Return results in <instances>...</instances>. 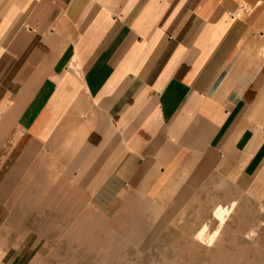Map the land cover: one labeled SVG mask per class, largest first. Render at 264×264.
Masks as SVG:
<instances>
[{
  "label": "crops",
  "instance_id": "obj_1",
  "mask_svg": "<svg viewBox=\"0 0 264 264\" xmlns=\"http://www.w3.org/2000/svg\"><path fill=\"white\" fill-rule=\"evenodd\" d=\"M213 177L264 204V0H0V264L89 258Z\"/></svg>",
  "mask_w": 264,
  "mask_h": 264
},
{
  "label": "rangeland",
  "instance_id": "obj_2",
  "mask_svg": "<svg viewBox=\"0 0 264 264\" xmlns=\"http://www.w3.org/2000/svg\"><path fill=\"white\" fill-rule=\"evenodd\" d=\"M219 178L205 181L194 195L176 196L180 203L172 204V211L166 209L168 205L158 204L157 209L143 215L133 235L113 242L107 232L106 242L98 250L94 248L97 244H91L89 258L66 263L264 264V204L244 197L234 185ZM218 202L230 212L216 242L209 243L210 235L220 228L214 212ZM82 215L87 220L92 218L90 212ZM57 219L59 225L64 223ZM204 225L209 230L205 240H199Z\"/></svg>",
  "mask_w": 264,
  "mask_h": 264
},
{
  "label": "bare ground",
  "instance_id": "obj_3",
  "mask_svg": "<svg viewBox=\"0 0 264 264\" xmlns=\"http://www.w3.org/2000/svg\"><path fill=\"white\" fill-rule=\"evenodd\" d=\"M234 204H236V203H234ZM232 209H235V206ZM214 212H215V216L220 221V228L218 230H216V232L214 234L210 235L209 240H208L209 243L216 242L218 235L220 234L219 232L221 230V226H223V224L225 223V221L229 215L230 209L225 208L224 206L221 205V203L218 202L216 204ZM208 230H209L208 225H204L203 228L201 229V231L198 233V239L199 240H205V237L208 233Z\"/></svg>",
  "mask_w": 264,
  "mask_h": 264
}]
</instances>
